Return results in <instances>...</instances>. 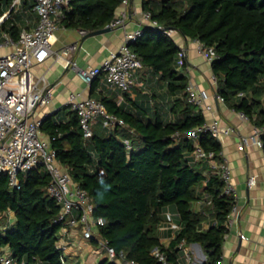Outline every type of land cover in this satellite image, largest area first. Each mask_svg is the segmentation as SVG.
Segmentation results:
<instances>
[{"label": "trees", "instance_id": "trees-1", "mask_svg": "<svg viewBox=\"0 0 264 264\" xmlns=\"http://www.w3.org/2000/svg\"><path fill=\"white\" fill-rule=\"evenodd\" d=\"M122 2L69 0L61 23L87 32L105 28ZM11 3L0 0V16ZM142 7L164 28L213 46L217 57L211 66L218 94L256 126L264 124V0H142ZM9 20L2 28L18 39L21 29ZM131 48L140 67L176 96L168 106L174 120L165 118L164 105L150 103L130 110L118 105L116 98H103L107 111L123 118L126 127L107 129L98 120L86 138L78 114L70 110L66 121L47 116L41 131L50 136L58 160L69 168L73 180L91 196L95 216L105 217L101 235L117 251L142 264H160L152 253L159 246L177 264L181 243H199L207 255L203 264H217L235 199L224 192L225 182L211 162L193 157L194 140L188 133L202 126L206 117L189 99L185 63L179 67L181 48L172 36L152 27H146ZM157 96L154 93L153 100ZM151 107L153 115L147 116ZM178 132L181 135L175 138ZM199 141L206 151L214 152V160L222 159L219 140L207 132ZM20 179L21 188L11 189L8 175L0 173V212L15 214L11 225L0 227V253L9 248L15 264H64L58 247L62 224L56 222L61 205L48 194L50 174L39 166L22 173ZM201 193L210 202L205 213L194 209ZM170 209L178 213L181 226L166 247L157 230ZM207 213L212 223L203 228ZM99 264L117 263L106 257Z\"/></svg>", "mask_w": 264, "mask_h": 264}, {"label": "built area", "instance_id": "built-area-1", "mask_svg": "<svg viewBox=\"0 0 264 264\" xmlns=\"http://www.w3.org/2000/svg\"><path fill=\"white\" fill-rule=\"evenodd\" d=\"M130 0H123L122 6L127 7ZM23 0H12L9 11L0 16V28L9 18L10 12L22 4ZM69 0H35L34 11L38 15L37 24L33 28H23L20 32L19 43L15 51L0 56V173H6L9 177L11 189L21 188L20 175L36 167H42L51 176V182L47 187L48 194L61 205V211L56 222L62 224L61 230L66 232L71 227H81L83 236L89 240L98 241L100 247L106 252L107 258L117 264H142L140 261L128 258L124 251H117L102 237L101 228L107 223L105 217L95 216V204L88 194L70 174L68 167L62 165L57 158V152L53 148L51 138L42 136V120L35 114L40 106L47 105L53 100V88L44 75L36 76L33 68L35 65L44 63L54 52L52 37L54 36L58 22L63 16V7ZM127 18V10L121 16L115 18L108 26L112 28L121 26ZM143 26L137 30L127 32L124 43L116 50H112L100 65L94 67H80L73 59L77 50L76 43L70 44L64 49L67 56L66 66L75 71L87 84H91L100 75H104L107 83L122 92L128 91L135 84V76L141 66L137 54L132 50L131 44L137 42L146 27H152L172 35L173 29H166L157 20L152 19L150 12H143ZM83 33L87 31L83 30ZM4 41L0 45L14 42L8 32L3 33ZM197 42V50L210 63L217 57L213 46H207L200 41ZM180 64L184 62L185 51L179 52ZM213 83L217 86V77L213 75ZM189 99L202 110L209 109L206 104L208 94L205 91H197L194 85L187 87ZM221 101L225 98L218 94ZM67 105L75 111L80 119V124L86 138L91 137L93 125L102 120L107 129L126 127L125 120L116 114L107 111L103 102L94 98H80L79 94L71 93ZM243 119H249L244 113H239ZM210 133L215 139L221 141L225 136L233 132L230 126H221L217 119L212 122L206 121L202 126L193 128L188 137L194 140L195 160H209L211 168L217 171L225 182L226 194L234 197L235 203L228 216V226L238 219L240 211L237 203V191L231 183L230 168L222 156L220 161L214 160V152L206 151L200 144L199 138L202 133ZM176 133L175 138L180 137ZM264 124L256 126L253 133L244 136L239 144V149L244 150L249 144L264 147ZM127 146L130 147L128 141ZM256 182L255 177H250L249 185ZM210 202H208L209 204ZM13 211L0 212V227L4 218L8 221ZM170 226L179 229L180 225L172 221L168 214ZM185 243H181L183 246ZM58 247L61 245L58 243ZM188 253V249L186 250ZM152 253L160 264H176L169 258L168 253L156 246ZM66 264L65 257H62ZM1 264H15L12 252L9 248L0 253ZM217 264H226L221 257Z\"/></svg>", "mask_w": 264, "mask_h": 264}, {"label": "crops", "instance_id": "crops-1", "mask_svg": "<svg viewBox=\"0 0 264 264\" xmlns=\"http://www.w3.org/2000/svg\"><path fill=\"white\" fill-rule=\"evenodd\" d=\"M34 1L23 0L20 6L11 11L8 18L11 22L8 23L18 25L21 30L33 28L38 21V15L33 8ZM9 10L10 8H7V11ZM124 10H127V18L121 26L95 36L86 37L83 30L67 28L61 21L58 22V28L52 37L54 52L44 63L35 65L33 68L35 75H44L53 88L52 102L36 110L35 116L38 119L43 121L51 115L57 121H66L69 118L68 112L72 110L67 105L71 93L79 94L80 98L90 97L98 100L116 98L118 105L130 110H139L138 105L150 103L151 105H164L166 106L165 118L175 119L176 116L168 111V106L176 96L167 93L165 84L159 82L158 77H153L146 68H139L135 76V84L126 93L111 87L104 75H100L91 84H87L75 71L66 66L67 56L64 49L68 45L74 43L78 45L73 59L80 67L98 66L112 50L118 49L124 43L127 32L143 26L142 0H130L127 7L121 6L116 18L120 17ZM4 32L7 31L1 27V42L5 40ZM8 33L14 42L0 45V56L15 51L20 45L19 38L15 39L11 32ZM171 36L181 50L185 51L183 71L189 78V84L194 85L197 91H205L208 94L205 102L210 108L203 109L206 121L212 122L217 119L221 126L233 128V132L220 142L222 156L231 171V183L237 191L240 214L238 219L229 225L222 257L226 264H264V149L252 143L244 150L239 149L242 137L251 135L256 125L251 119L241 118L239 111L218 98V87L212 80L214 73L211 63L197 50V42L185 37L177 30H174ZM180 62L179 60V67L182 68ZM154 93H158L156 100H153ZM153 111L154 109L149 108L147 116L153 115ZM42 136L45 139L50 138L44 132ZM204 174L209 175V171H204ZM250 177L256 179L253 185L248 184ZM201 196L202 199L195 202L194 209L205 213L208 202L205 201V193H201ZM169 213L172 221L181 226L178 213L173 209L167 210L165 221L159 225L157 230L162 244L166 247L180 229L175 230L170 226ZM206 215L207 219L203 223V228H208L212 223L211 216L208 213ZM9 216L11 217L9 221L6 218L2 220V226H9L15 221L14 212ZM58 243L61 245L60 249L66 259V264H99L107 257L98 241L89 240L83 236L81 227H71L66 232L61 230ZM176 258L177 264H203L207 260V255L201 245L199 247L192 243L179 246Z\"/></svg>", "mask_w": 264, "mask_h": 264}, {"label": "water", "instance_id": "water-1", "mask_svg": "<svg viewBox=\"0 0 264 264\" xmlns=\"http://www.w3.org/2000/svg\"><path fill=\"white\" fill-rule=\"evenodd\" d=\"M166 29H168V28H166ZM110 30H112V27L111 26H107V27L102 28V29H98V30H94V31L88 32V33H86L85 36L86 37L95 36V35H99V34H102V33L109 32ZM195 244L200 247V244H198V243H195Z\"/></svg>", "mask_w": 264, "mask_h": 264}, {"label": "rangeland", "instance_id": "rangeland-1", "mask_svg": "<svg viewBox=\"0 0 264 264\" xmlns=\"http://www.w3.org/2000/svg\"><path fill=\"white\" fill-rule=\"evenodd\" d=\"M151 108H153V107H151ZM129 149H130V147H129ZM7 219V218H6ZM3 222V221H2Z\"/></svg>", "mask_w": 264, "mask_h": 264}]
</instances>
